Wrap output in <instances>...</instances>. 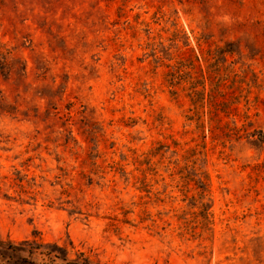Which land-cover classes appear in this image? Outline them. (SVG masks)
<instances>
[{
	"label": "rangeland",
	"instance_id": "374dc122",
	"mask_svg": "<svg viewBox=\"0 0 264 264\" xmlns=\"http://www.w3.org/2000/svg\"><path fill=\"white\" fill-rule=\"evenodd\" d=\"M54 245L264 264V0H0V264Z\"/></svg>",
	"mask_w": 264,
	"mask_h": 264
},
{
	"label": "trees",
	"instance_id": "16d2710c",
	"mask_svg": "<svg viewBox=\"0 0 264 264\" xmlns=\"http://www.w3.org/2000/svg\"><path fill=\"white\" fill-rule=\"evenodd\" d=\"M193 103L195 102V105H197L196 100H191ZM55 253H58L60 256L53 255ZM45 256H47L50 260L54 261L53 259H61L63 261V264H93L90 259L85 256V254L80 253L75 259H68L67 257V250L64 247H59V246H51L50 251L44 253H41ZM17 264H36L34 262L29 261L28 259H22L19 263Z\"/></svg>",
	"mask_w": 264,
	"mask_h": 264
}]
</instances>
